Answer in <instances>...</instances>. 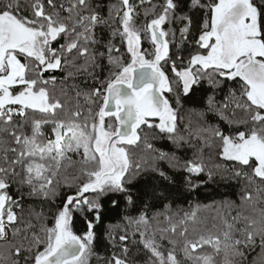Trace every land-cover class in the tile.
I'll list each match as a JSON object with an SVG mask.
<instances>
[{"label": "snow or ice", "instance_id": "obj_1", "mask_svg": "<svg viewBox=\"0 0 264 264\" xmlns=\"http://www.w3.org/2000/svg\"><path fill=\"white\" fill-rule=\"evenodd\" d=\"M0 264H264V0H0Z\"/></svg>", "mask_w": 264, "mask_h": 264}]
</instances>
